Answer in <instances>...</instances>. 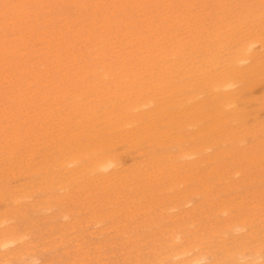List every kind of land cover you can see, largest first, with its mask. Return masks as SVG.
Returning <instances> with one entry per match:
<instances>
[{"label": "bare ground", "instance_id": "obj_1", "mask_svg": "<svg viewBox=\"0 0 264 264\" xmlns=\"http://www.w3.org/2000/svg\"><path fill=\"white\" fill-rule=\"evenodd\" d=\"M107 1L108 0H100L98 2L97 0L80 1L82 14L92 12V14L95 13L93 17H96L98 15L97 11H100L102 14V24L97 30L94 25L95 22L93 20L90 22L93 28L88 31V34L84 35V49L81 50L78 55L80 56L79 58H86V60L85 62L82 60V64L77 66L78 73L76 74L77 78L74 79V83H71V81L67 79L64 87L60 90L55 89L56 93L46 98H52L51 103L53 104H51L49 108H46V111L42 108H38L33 114V118H31L36 124L43 125L37 128L39 129L38 131H41L38 133V139L42 140V138L47 135V138L53 146V150L56 149L58 152L56 156H54L55 153L53 154L54 162L51 168H54V172L53 174L52 172L50 173L51 180L56 183V178L61 179V188L66 190L69 188L70 183H75L77 185V183L81 181L84 182V184L86 183L85 185L103 184L104 186L108 185V187L112 186L108 183L111 182L115 184L116 187L120 186L124 189V187L128 185L131 190H134L138 185L133 186L132 184L140 179L141 174L149 176L152 170H163L168 167L167 169H169L168 174L172 180V187L176 185L180 186L185 182L183 178L180 180L178 179V177H180V171H186L188 173L187 170H191L194 166L197 167L198 162H203L206 159L209 160V158H214L216 161L223 156V150L220 149L221 142L214 138V136L209 135L211 137L199 138L195 141L189 138L191 134L187 137L185 131L188 130L187 128H189L190 125L193 128L200 122L204 125V121L207 118L212 121L208 127L213 125L214 121L215 123L218 121L222 123L220 121L222 118L230 123L236 122L238 124L245 123L246 121L248 122V120H250L248 118H251L250 114L253 109L250 111L249 108L246 107L247 104L245 105L246 101H244L243 97L247 92L248 94L251 92L246 91L245 93V81L248 79L246 77L249 75L257 77V75L264 73V23L261 21L264 17V8H260L262 10H257L258 12L260 11L259 13L256 12L260 20L259 25L263 27L259 29L262 30L252 33L247 32L248 30L246 31L244 26L243 28L239 26L234 38L231 37L233 35H228L230 38L228 36L225 37V35H227L226 32L222 34V36L220 33L219 35L216 34L212 39V41L216 39L215 43L213 42L214 44L212 45L209 43L206 44V42L203 43L206 44L203 53L197 54V52H199V47L203 49V45L199 46L200 40L195 39V41H193L194 38H196L195 36L192 35V39L189 37L191 36L189 32L190 29L184 28L185 33L184 31L171 33L173 28L170 27V21L176 16L173 15L174 9H178L179 7L178 4H174V0H130L132 3L129 1L130 3L127 2L124 5L123 1L120 6H117L120 0H116L113 2V5L118 12V17L114 20L112 19V15H115V12L111 15L110 11L107 9H101ZM188 1L190 0H181V4L188 7L191 5ZM32 2L42 5L43 0H32ZM259 2H262L264 5V0ZM133 4L138 6L137 11L141 9L145 10L143 14L142 12L138 13L144 16L143 18L138 19L137 13L127 15V8L131 7ZM243 4L239 6L242 7ZM252 5L254 7V4ZM247 6L246 8L249 7V9H252V7ZM256 6L258 9L259 6L257 4ZM133 8L135 9V7ZM167 8H172V11L169 12ZM249 9L248 11H251L250 13L252 16L254 9L253 11ZM38 10L39 9H32L30 0H17L16 3H11V0H0L1 30L8 28L11 29L12 34H14V30L18 28L19 30L26 29L25 31L28 32V29H30L29 25L33 24L32 22L40 23L38 21L43 12L40 13ZM256 13L254 14L257 15ZM14 16H18V19H14ZM251 16L248 17L253 18ZM254 17L256 18V16ZM9 19L15 22L14 26H9ZM62 19L64 20L66 17L61 16L60 20ZM241 20L244 21L243 18ZM45 21L48 22L50 20L46 19ZM144 21L146 22L143 25L144 30L140 31L138 29V23H143ZM247 21H245V23H247ZM70 22L71 20L64 23V25L69 28L70 25L67 23ZM248 23L250 24L252 21ZM256 23L258 25V22ZM230 25L231 24L228 26ZM243 25L245 24L243 23ZM42 26L45 28L41 29V37H39L38 41L45 43L49 41L53 33L48 30L47 23H43ZM256 28H254L255 31L257 30ZM136 30L137 32L135 33ZM78 33H81L79 29ZM261 33H263V35ZM132 34L137 35L130 38ZM177 35H183L184 40L178 38L179 36L177 37ZM23 37L24 35H20L19 37H5L2 40V44H0V59L5 60V63L11 66L20 64L21 61L19 60V62H12L9 59V55H12L14 52L19 51L21 47L27 45L28 40H26V38L23 39ZM187 37H189V40H187ZM113 38L120 42L119 48H116L117 46L113 43ZM19 39L21 40L17 42ZM8 41L11 42L9 46L6 44ZM118 41L116 43H118ZM98 42L103 43V48L96 44ZM21 43L24 44L21 45ZM124 43L127 47L128 45L132 46V50L126 54L127 59H125V61L133 60L132 57H135L138 53L141 54V58H146L143 59L146 62L138 69H135L136 73H132L130 70L126 69L124 63L121 65L117 61L107 60L112 51L122 52ZM22 49L25 50L26 48ZM38 52L39 50L35 51L36 55L39 56L41 51ZM25 54L24 57L26 56ZM54 57H56L57 65L63 63L64 59L61 58V55L56 53ZM78 59H76V61ZM146 63L150 65L153 75L151 79L147 78L145 80L144 78H146L147 73L144 72V65ZM92 65L94 68L101 67L103 71L99 72V75L96 74L95 72L98 70L90 69ZM5 69L6 67L3 69L0 65V73L4 72ZM156 72L162 76L156 75ZM6 74L7 75L2 79L9 81L12 73L8 72ZM2 79L0 78V95L3 96H1L2 100L3 98H7L5 101L9 100L12 104L10 105L7 102V104H9L7 105L5 103L7 107L3 105L4 103H2L4 107L0 106L5 110L0 108L1 111L3 110V114L1 113L2 115H0L2 117L0 124L5 123L6 126H10V124L13 123L14 129L12 133L15 139H17L16 141H19L20 126H18V119H20V116L18 114L20 113L17 108H20V110L24 108L27 109V105L31 102H29L26 97L21 98L25 93L23 88L21 89V87H19L20 84L18 85L17 83L10 84L9 91L12 92V95H8L9 88L3 85ZM124 82L130 84L124 85ZM257 82L258 84L260 83L259 81ZM253 83L255 82L253 81ZM249 85L247 87H250L251 89L249 90H252L254 84L252 85L250 83ZM29 87H32V85H29L27 88ZM66 97H69L70 101H68ZM64 101L67 106L71 108V110H69L74 113V119L68 117V112H61L58 114L55 111L58 108L57 105H60V103ZM250 106L252 105L250 104ZM12 108H16V111L12 112ZM256 117L252 118L256 119ZM42 119L44 122L41 121ZM73 120L75 121L74 124H72ZM220 123L217 124L220 125ZM48 124L57 125V130L53 129V126ZM73 125L75 129L72 128ZM244 125L245 124H243V126ZM199 129L197 132L203 134L202 132H204V130L202 131L201 129V132ZM116 131H118L117 134H115ZM188 133H190V131ZM233 134L234 132L232 136ZM205 135L207 136V134ZM116 136L123 138L127 137L128 141L134 144L135 149L140 146L136 151L139 150L141 155L143 153L142 150H144L143 148H145L142 140H146L151 146L157 145V148L149 152L153 154H151V156L149 155L147 159L139 160L135 166L127 168V170L124 168L125 161H123V156L121 152L118 151V140L114 139ZM158 148L159 150H157ZM160 148L162 150H160ZM9 149L10 151H8V153L12 154V162L16 164L15 162H17V157H19L20 153L19 155L17 154L16 147H10ZM210 149H213L211 153H209ZM215 150L216 152L214 153ZM35 153V150H33L32 153H30V157L26 155L20 159V162L25 160V164L24 162L22 164H30L31 161H29V159H33ZM254 154L257 155L256 153ZM45 157L48 159L47 155ZM256 157L258 158V156ZM108 161L115 162L116 167L108 172L100 171L101 166ZM237 170L235 172H240L241 169ZM152 174L155 173L153 172ZM155 177H157V175ZM183 177L185 178V173ZM52 183V185L55 184L54 182ZM148 183L147 181V184ZM75 188L76 187H74V189ZM176 188L178 187L176 186L175 189ZM70 189L72 188L70 187ZM180 190L184 193L181 188ZM8 191L10 190L8 189ZM69 191L66 192L71 195L72 191L70 193ZM66 192H64V194ZM21 194L14 196V193H12L10 195L17 209L21 208L20 205L23 204L24 201L26 203L24 198L31 196L29 190L22 191ZM117 198L119 199L120 195H118ZM157 201L159 200L157 199ZM136 202H138V200ZM140 202L139 197L138 204H140ZM189 202H191L190 198L186 197V194H182L177 202L165 206L163 212H167L168 218L170 216V220H178L181 217L184 219L185 216L189 215L191 210H193L192 208L185 209V204L187 205ZM119 203L115 201V204L118 205ZM152 203L155 202L152 201ZM150 204L151 203H149V205ZM224 204H226V202ZM243 204L245 205V202ZM130 206L128 205V207ZM222 206L223 205H221L220 208H222ZM180 207H182L184 211L180 210L176 213L173 211V209ZM227 207L225 210H221V212H225L227 215L222 225H220L221 227L219 224L213 226V234L204 233L203 230L199 231L196 228L188 229L190 226L185 220L178 223L176 222L177 224L174 227L171 226L172 228L168 229V232L165 234L167 237L166 243L161 242L158 250L154 251V258L150 260L151 264H264L263 251L257 249L259 245L249 252L244 251L245 248H248V244L253 243L251 242L252 240H249L250 236H255V233H258L259 230L257 228L258 230L255 232L251 223L249 227L247 218H249L250 215L247 217L245 211L242 209V211H244V215L242 216L247 218H240L242 216L236 217L232 215V209H228L231 213L230 215L228 211L226 212ZM48 208H51L50 205ZM113 209H115V207ZM239 212L241 213V211ZM246 212L248 213L247 210ZM179 215L181 216L179 217ZM252 215L254 214L251 213V216ZM63 216L67 219L68 223L73 222L69 212L65 213ZM151 216H153V214ZM153 219L154 218H152V220ZM10 221L11 217L9 218L8 216L0 218V258L6 261L11 258L21 260L25 255H28L31 258L30 260L36 263L39 258L34 256L33 250H31L32 247L30 244H27L28 241L24 239L26 235L20 234L15 229V225L10 224ZM99 221L100 220H96V223ZM202 227L204 228V226ZM219 229L225 232V234L229 231L239 233L237 236L233 234V236H235L233 248H227V246L222 243L223 240L216 241L218 248L223 249L221 251L226 253L225 255L223 253L225 256L223 261H220L221 259H218L217 254L214 253L216 245H214V239L213 241L211 240ZM125 232L126 231H124V233ZM129 236L128 240L130 239ZM262 236H264V233ZM136 237H133V240H139ZM259 240L261 239L259 238ZM136 264H145L142 262L140 255L136 256Z\"/></svg>", "mask_w": 264, "mask_h": 264}, {"label": "rangeland", "instance_id": "obj_2", "mask_svg": "<svg viewBox=\"0 0 264 264\" xmlns=\"http://www.w3.org/2000/svg\"><path fill=\"white\" fill-rule=\"evenodd\" d=\"M16 1L17 0H11V3H16ZM80 1L83 0H43L42 5H39L30 0L32 9H39L38 11H40V13L43 12L38 21L40 23L32 22L33 24L29 25L30 29H28V32L25 31L26 29L19 30L16 28L14 34H12L11 29L8 28L1 30L0 26V35H2L0 36V44H2V40L8 36L19 37L20 35H24L23 39L26 38V40H28L25 47H21L19 51L9 55V59L12 62L21 61L22 63L20 62L17 66H11L5 63V60L0 59V65L2 68L4 69L6 67L5 71L0 73V78L2 79L7 75L6 73L11 72L12 74L9 81L2 79L3 85L6 86V88H9L11 83L20 84L19 87H21V89L23 88L25 93L21 98L26 97V99L31 102L27 105V109L24 108L20 110V108H17L20 113L18 114L17 112L20 116V119H18V126H20L19 141H16L17 139H15L12 133V130L14 129L12 125L13 123H11L10 126H6L5 123L0 124V218L3 216L11 217L10 224L15 225V229L20 234L26 235L24 239L28 241L27 244H30L32 247L31 250H33L34 256L39 258L36 263L32 262L28 255L24 256V260L11 258L6 261L0 258V264H136L137 255H140L142 262L145 264H151L150 260L154 258V251L158 250L161 242L166 243L167 237L165 234L168 232V229L174 227L178 222L185 220L190 226L188 229L196 228L199 231L203 230L204 233L213 234V226H217V224H219V226L222 225L227 213L225 214V212H221V210H225L227 206L226 212L228 209H232V215L236 217L244 215V211L247 217L250 215L249 218L245 216L240 218H247L249 221V227L252 224V228L255 229V232L258 229L259 230L258 233H255V236H250L249 240H252L251 242L253 243L248 244V248H245L244 251L249 252L259 245L257 249L263 251L262 254L264 256V236H262L264 233V73L259 74L260 76L257 75L258 78L252 75L246 77L248 79L245 81V93L246 91L251 92L250 94H248V92L247 94H244L243 99L246 101V107L249 108L250 111L253 109L250 114L251 118H248L250 120L247 119L248 122L246 121L242 124L236 122L230 123L222 118V120H220L222 123L219 121L217 122L218 124L220 123V125L214 121L213 125L208 127L212 121L207 118L204 121V125L200 122L196 127L194 126V128L191 125V128H187L190 133L186 130L188 132L185 131V134L187 133V137L191 134L189 138L193 141L199 138H209L211 136L220 140V149L223 150V156L216 161L214 158H209V160L206 159L203 162H198L197 167L194 166L191 170H187L190 177L186 171H180V177H178V179L180 180L183 178L185 182L180 186L176 185L179 189H175L176 186L172 187V180L168 174V167L163 169L164 171L152 170L150 174L152 176L141 174L140 179L138 180L139 182L137 181L132 184L133 186L138 185V187L134 189L135 191L131 190L128 185L123 189L120 186L116 187L115 184L111 182L108 183L112 186L108 187V185L104 186L103 184L85 185L86 183L84 184L82 181L77 183V185L75 183V185L70 183L67 190L63 188L64 191L61 188V179L56 178V183L51 180L50 173L52 172L53 174L54 172V168H51L54 162L53 154L55 153L54 156H56L58 152L56 149L53 150V146L47 138V135L44 136L42 140L38 139V133L41 131H38L39 129L37 128L43 125L36 124L31 118H33V114L38 108H42L46 111V108H49L50 105L53 104L51 103L52 98H46L53 96L54 93H56V90H60L64 87L67 79L70 80L71 83H74V79L77 78L76 74L78 73L77 66L82 64V60L83 62L86 60V58H79L80 56L78 55L80 54L79 52L84 49V35L88 34V31L93 28L90 22L91 20L95 22L94 25L97 30L102 24V14L100 11H97L98 15L96 17H93L95 13L92 14V12L82 14L83 12L80 6ZM98 1L100 0H97V2ZM114 1L116 0H108L107 3L101 7L102 10L107 9L110 11L111 15L115 12V15H112L113 20L118 17V12L113 5ZM123 1L125 5L130 0H120L117 6H120ZM259 1L190 0L188 3L191 5L185 7L181 4V0H174V4H178L179 7L178 9H174L173 13V15H176L177 17L175 16V18L170 21V27L173 28L172 30L170 29L172 31L171 33L183 32L184 28L190 29L189 32L191 36L189 37L192 39L193 36H195L196 38H194L193 41H195V39L200 40L199 46L203 45V49L199 47V52H197V54H202L205 48L204 46L207 43L210 45L215 43L216 39L214 41H212V39L216 34L219 35L220 33L222 36V34H225L226 32L227 35H225V37L233 35L231 37L234 38L239 26H241V28L244 26V29L246 31L248 30L247 32L252 33L262 30L259 29L262 25H259L260 20L256 12H258L257 10H262L260 8H264V5ZM247 3L248 6L252 7V9L250 8L252 11L256 7L253 12L257 15L252 12L253 15L251 16V11H248L249 7L247 6ZM242 4V7L239 6ZM252 4H254V7ZM256 4L259 6L258 9ZM246 6L248 8H246ZM133 7H135V9ZM167 9L169 12L172 11V8ZM137 10L138 6L133 4L131 7L127 8V15L131 13L138 14L139 12H142L143 14L145 11L142 9L140 11ZM61 16H65L66 19L60 20ZM248 16L253 18L256 16V18L253 19ZM143 17L144 16L138 14V19ZM242 18L244 21L241 20ZM14 19H18V16H14ZM46 19L50 21L46 22ZM69 20H71V22L67 23L70 25L68 28L64 23ZM8 21L9 26H14L15 22H13L12 19H9ZM245 21H247V23H245ZM249 21H252V23L249 24ZM261 21L264 23V17ZM256 22H258L259 26ZM43 23H47L48 30L53 33L49 41H46L45 43L38 41L39 37H41V29L45 28L42 26ZM145 23V21L143 23H138V29L140 31L144 30L143 25ZM243 23L245 25H243ZM229 24H231L230 26L232 27L228 26ZM254 28L257 30L255 31ZM78 29L81 33H78ZM136 32L137 30L135 33ZM263 33L261 34L263 35ZM136 35L137 34H132L130 38L135 37ZM177 37L184 40L183 35H177ZM189 37H187V40H189ZM20 40L21 39L17 42ZM112 40L117 46L116 48H119L120 42L115 38ZM117 41L118 43H116ZM205 42L206 44H203ZM6 44L9 46L11 42L8 41ZM22 44L24 43H21V45ZM96 44L103 48L102 42ZM123 47L122 52L112 51L107 60L117 61L121 65L124 63L126 69L130 70L132 73H136L135 69H138L143 65L146 62L143 59L146 58H141V54L138 53L135 57H132L133 60L125 61V59H127L126 54L132 50V46L128 45L127 47L124 43ZM22 48L26 49L23 50ZM36 50H39V52L41 51L39 56L36 55ZM56 53L61 55V58L64 59L63 63H60V65H57L56 57H54ZM24 54L26 55L25 57ZM76 59L78 60L76 61ZM90 69H97L98 71L95 73L98 75L99 72L103 71L101 67L94 68L93 65ZM144 72L147 73V76L144 79H151L153 74L151 73L152 70L150 65L147 63L144 65ZM155 74L159 75L158 72ZM159 76L161 77L162 75ZM253 81L255 83H253ZM257 81L260 83L258 84ZM250 83L252 85L254 84L252 90H249L251 88L247 87ZM126 84L130 83L124 82V85ZM29 85H32V87L27 88ZM9 90L10 88L8 89V95H12V92ZM1 96L2 95H0V106L5 105L7 107V105L12 104L9 100L5 101L7 98H3L2 100L3 96ZM66 98L70 101L69 97ZM7 102L9 104H7ZM2 103L4 104L2 105ZM250 104L252 106H250ZM3 107L0 108L3 109ZM57 107L58 108H55V111L58 114L61 112H68V117L73 118L75 116L74 113L70 111L71 108L67 106L65 101L60 103V105H57ZM15 109L16 108H12V112H15ZM2 111L0 112V115L3 114ZM254 114H257V117ZM254 116L256 119H253L255 118ZM1 118L2 117L0 116V120ZM41 121L44 122L43 119ZM74 122L75 121L73 120L72 124H74ZM243 124L245 125L243 126ZM48 125L53 126V129L57 130V125ZM72 128L75 129V126L73 125ZM198 129L199 131H201V129L202 131L204 130L205 133L202 131L203 134L200 132L198 133ZM233 132L234 137L232 136ZM117 133L118 131H116L115 134ZM205 134H207V136ZM225 134L230 136H226ZM114 139L118 140V151H120L123 156V161H125L124 168L126 169L135 166L139 160L147 159L149 155L151 156V154H153L149 152L152 149L157 148V145L151 146L146 140H142L145 148H143L144 150H142L143 153L141 155L139 150L136 151L140 146L135 149L134 144H131L127 137L123 138L116 136ZM10 147H16L17 154L19 155L20 153L19 157H17V162H15L16 164L12 162V154L8 153ZM33 150H35L36 153L34 154L33 159H29L32 166L27 163L26 164L31 167L24 165L25 160L23 161L24 164H22L23 162H20V159L26 155L30 157V153H32ZM157 150H159V148ZM160 150L162 149L160 148ZM252 150L257 155H255ZM209 151L208 152L211 153L213 149H210ZM215 152L216 150L214 153ZM46 155L48 156V159L45 157ZM256 156H258V158ZM237 169H241L240 172H235ZM153 172L155 174H152ZM184 173L185 178L183 177ZM156 175L157 177H155ZM51 181L55 184L52 185L53 183ZM147 181L149 182L148 184ZM46 182H51L52 184ZM73 186L77 189H74ZM70 187L72 189H70ZM180 188L184 193L181 192ZM8 189L10 191H8ZM26 190H29L31 196L24 198L26 203L24 201L23 204L20 205L21 208L17 209V206L12 201L10 195L14 193V196H16ZM66 191H69V193L72 191L71 195L67 194ZM64 192H66V195ZM182 194H186V197L190 198L191 201L187 205L185 204V209L192 208L193 210H191L190 214L186 215L184 219L181 217L178 220H170V216L168 218L167 212H163V208L177 202ZM118 195H120L119 199L117 198ZM138 196L140 197V204H138ZM157 199L159 201H157ZM137 200L138 202H136ZM115 201H118V203L120 202V205L115 204ZM152 201L155 203H152ZM148 202L151 204L149 205ZM223 202H226V204ZM244 202L245 205L243 204ZM49 205L51 208H48ZM128 205L131 206L128 207ZM221 205H223L222 208H220ZM114 207L115 209H113ZM242 209L244 211H242ZM180 210L184 211L182 207L173 209L175 213ZM246 210L250 214H248ZM239 211H241V213ZM68 212L71 214L70 218L71 220L73 219V222L68 223L67 219L63 216ZM251 213L254 214L252 215L253 218ZM152 214L153 216H151ZM229 214L231 215L230 212ZM181 215H179V217ZM152 218H154V221ZM96 220L100 221L96 223ZM202 226H204V228ZM123 230L126 232L124 233ZM233 234L237 236L239 233L229 231L225 234V232H222L219 229L218 232L214 234V238H211L212 241L214 239V245H216L214 253L217 254L218 259H221L220 261L224 260V255L226 253L221 251L223 249L218 248L216 241L223 240L222 243L226 245L227 248H233V242L235 241V236H233ZM128 236L130 238L129 240ZM132 236H137L136 238L139 240H133ZM259 238L261 240H259Z\"/></svg>", "mask_w": 264, "mask_h": 264}, {"label": "clouds", "instance_id": "obj_3", "mask_svg": "<svg viewBox=\"0 0 264 264\" xmlns=\"http://www.w3.org/2000/svg\"><path fill=\"white\" fill-rule=\"evenodd\" d=\"M115 167H116L115 162L108 161L107 163H105V164H103L101 166L100 171H102V172H108V171H111Z\"/></svg>", "mask_w": 264, "mask_h": 264}]
</instances>
